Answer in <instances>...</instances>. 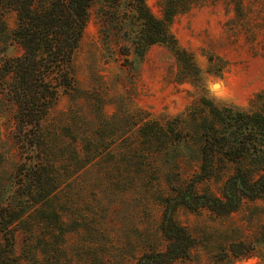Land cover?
<instances>
[{"label": "rangeland", "instance_id": "374dc122", "mask_svg": "<svg viewBox=\"0 0 264 264\" xmlns=\"http://www.w3.org/2000/svg\"><path fill=\"white\" fill-rule=\"evenodd\" d=\"M158 1L145 0L156 17ZM185 1L167 22L173 44L157 42L142 54L133 49L140 23L126 0L90 6L73 55L75 87L60 92L41 122L59 187L14 222L5 253L14 264H134L165 247L161 198L198 169V143L188 133L159 139L150 124L166 127L200 98L206 116L202 98L249 111V100L264 92V0ZM4 18L12 28L15 13ZM5 47V56L22 51L16 43ZM218 87L221 95L213 92ZM11 111L0 108V208L21 205L25 191L16 188L22 157ZM234 166L218 160L198 191L221 195ZM174 219L195 244L188 258L170 264H264V193L220 215L179 205ZM237 240L251 242L255 255L226 257Z\"/></svg>", "mask_w": 264, "mask_h": 264}, {"label": "trees", "instance_id": "16d2710c", "mask_svg": "<svg viewBox=\"0 0 264 264\" xmlns=\"http://www.w3.org/2000/svg\"><path fill=\"white\" fill-rule=\"evenodd\" d=\"M97 1L110 0H0V108L11 106L13 138L22 161L17 167L16 188L21 205L0 208V264H14L5 253L12 243L14 222L34 201L46 198L59 187L53 177L50 145L41 122L57 102L60 92L74 89L73 55L89 18V8ZM117 5L121 0H113ZM140 26L133 49L142 54L151 44H173L167 22L187 7L185 0H159L161 16H154L145 0H126ZM15 13V24L8 28L4 15ZM8 43H16L21 53L5 56ZM128 51V49L126 50ZM207 101V116L201 98L168 121L166 127L150 124V133L176 139L188 133L198 143V169L161 198L163 210L160 229L166 241L160 250L141 253L134 264H170L188 258L195 238L174 219L179 205L192 210L206 207L216 214L237 209L245 198L254 199L264 193V92L249 100V111L214 105ZM185 116V117H184ZM187 117V125L185 118ZM164 130V131H163ZM164 132V133H162ZM170 141V140H169ZM218 160L234 162L219 196L198 191L197 185L210 178ZM24 208V209H23ZM255 246L244 240L231 241L225 256L248 258L255 255Z\"/></svg>", "mask_w": 264, "mask_h": 264}, {"label": "bare ground", "instance_id": "6f19581e", "mask_svg": "<svg viewBox=\"0 0 264 264\" xmlns=\"http://www.w3.org/2000/svg\"><path fill=\"white\" fill-rule=\"evenodd\" d=\"M217 85V83H214V86ZM213 92L216 94V95H221L222 92L220 91V87L216 88L215 90H213Z\"/></svg>", "mask_w": 264, "mask_h": 264}]
</instances>
